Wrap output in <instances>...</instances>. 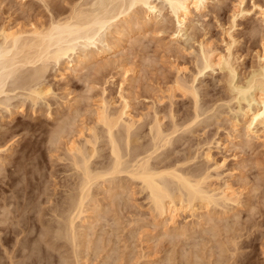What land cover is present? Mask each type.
Here are the masks:
<instances>
[{"label": "rangeland", "instance_id": "374dc122", "mask_svg": "<svg viewBox=\"0 0 264 264\" xmlns=\"http://www.w3.org/2000/svg\"><path fill=\"white\" fill-rule=\"evenodd\" d=\"M84 1L0 0V30L47 28L56 16H62L64 11L68 13ZM238 1L209 0L208 8L193 14L191 28L179 40L174 35L178 30L176 20L165 8L161 25L129 34L128 41L118 43L109 53L98 54L104 47L102 44L93 49H79L78 53L98 54L85 69L72 68L67 60L60 65L50 63L40 80V85L49 90L48 97L39 99L37 104L28 98L26 90L12 92L11 84L8 85L9 92L1 97H5L7 106H0V264H264V134L260 131L261 139L241 143L238 134L245 131L241 112L247 109L248 103L242 102L245 110L237 113L239 106L231 101L226 75L222 72L197 75L200 45L210 43L218 53L226 51V32L231 27ZM254 3L264 9V0H245L250 14L239 18L233 30L237 41L233 50L239 76L237 84L245 83L253 67L258 66L257 56L264 41V23L258 10L253 9ZM139 14L143 16L142 11ZM103 37L111 38L109 33ZM177 78L189 84L196 79L199 106L205 114L193 130L177 133L172 144L175 147L159 152L157 155H161L152 164L171 165L189 154L198 158L185 163L190 168L184 165L185 169L190 172L207 169L209 164L202 155L206 142H212L213 159L225 162L226 177H223L230 179L241 194V208L236 205L228 206L227 210L215 206L206 208L205 204L196 203L195 210L181 211L177 224L169 225L167 218L160 219L152 212L139 183L121 175L112 180L108 178L110 181L104 185L100 181L94 187L93 203L87 207L89 216L86 213L89 224L79 223V247L75 249L68 241L55 239L52 229L60 222L56 214L62 213L79 182L71 167L68 144L71 140L82 144L91 137L92 131H101L96 117L103 97L117 107L126 99L138 125L145 124L141 127L155 118L162 120L166 128L173 126L172 119L180 127L187 126L195 104L184 90L176 89ZM172 114L174 118L170 117ZM235 121L240 124L234 133ZM57 132L59 136L65 132L60 136L62 142L55 136ZM103 143L97 145L100 156L104 155L100 160L95 158L97 162L109 154L107 143ZM87 147L89 151L93 148ZM221 183L216 182L214 187ZM4 208H8L6 212ZM12 215H18V220L13 221ZM13 228L26 229L25 235L10 237L9 231ZM233 236L236 240H232ZM34 246H39L38 251ZM32 248L35 253H31Z\"/></svg>", "mask_w": 264, "mask_h": 264}, {"label": "bare ground", "instance_id": "6f19581e", "mask_svg": "<svg viewBox=\"0 0 264 264\" xmlns=\"http://www.w3.org/2000/svg\"><path fill=\"white\" fill-rule=\"evenodd\" d=\"M208 2L209 0H85L82 4L74 5L68 13L64 11L65 14H61L62 16H56L58 18L55 20L53 19L52 23H50L47 28H44L43 26V28L33 27L28 31L20 28L14 30L9 27H4L0 30V106H7V101L4 99L5 97H3V99H1V97L9 92H7V90H9L7 88L9 87V84H11L10 90L12 92L16 89L26 90L28 92V98L35 103L38 102L39 99L48 97L47 93H49V90L47 89L48 91H46L45 86H43L44 84L40 85V80L44 77L50 63L60 65L62 61L67 60L69 65L72 64V68L79 67L80 69H85L90 63H92L98 54L104 55L105 53H109L116 47V45H118V43L121 44L128 41L129 34H139V32L150 26L156 27L157 25H161V23L164 22L163 11L165 8H167L169 16L176 20L178 30L174 35L179 40L185 36L183 33H186L187 29L191 28L190 18L193 14L201 13L208 8ZM253 9L258 10V14L261 15L262 22L264 23V9L259 7V5L256 6L255 3ZM141 11L143 16H140L141 14H139ZM250 11L251 10L247 9L245 6V0H239L237 9L233 12L231 17V27L226 32L228 36L226 51L224 53H218L217 49L215 50V48L211 47L210 43L209 45L207 43L208 46L203 44L200 45V53L198 54L197 60V75L200 76L209 72L214 73L217 70L226 75L224 78H226L227 88H229L232 96L231 101H236L239 106L237 113L245 110L244 108L242 110V102L248 103L249 106L247 109L244 112H241L243 113L242 117L245 124V131L242 135L240 132L239 134L237 133L241 143H248L253 138L261 139V135L259 136L258 134L260 131L264 134V41L261 46L262 50L257 56L258 66L256 68L253 67V70L245 83L243 81H240V84L243 83L242 85H240L239 82L238 84L236 83V79H238L239 76L233 53L234 47L237 43L233 35V30L237 26V20L248 16ZM107 33L111 36L110 39H105L103 37ZM98 44L104 45L103 49H101L98 54L93 51L90 53H78L81 48L93 49L96 48ZM193 80L194 82L196 81L195 78ZM194 82L189 84L186 81L182 79L178 80L177 78L176 89H178V91L184 90L185 94H188L189 97L194 100L195 104L193 114L189 115L191 116V118L189 117L190 121L188 120V123L185 122L187 126L181 127L177 125L178 123L175 124L173 122L175 120L172 119L173 126L166 128V126L161 123L162 120L160 121L159 118H155L154 121L149 122V124L147 123L148 125L146 124V126L141 127L145 124H142L141 126L138 125L139 121L130 113V106L126 99H123L124 102L122 105H118L119 107H117L110 102L111 100L108 101L103 97L102 101L98 104L96 117L97 124L102 127L101 131H92L91 137L86 138V141L82 144L81 142L77 143V140H71L68 144V152L71 160L69 161L71 162V167L76 173L75 175L79 182L76 184L75 189L74 186L72 187V189H74L72 190L73 193H70L71 195L67 201L68 203L65 202L67 203L66 207L63 205L65 208L63 211H60L62 213H59L60 215H58V213L56 214L60 222L57 221L58 226L52 229V234L55 239H60L59 241L62 239L68 241L69 244L71 243L73 245L72 248L76 249L79 247L77 244L78 230L80 229L79 225L86 226L89 224V221L86 219V213H88L87 216H89L90 211L87 207H89V203L93 201L94 187L100 185V181L103 182L104 185L108 180L110 181L108 178H111L112 180L121 175L127 176L126 178L129 177L131 181H134L135 183H139V186H141L142 189L141 191L147 194V200H149L152 212L156 213L160 219L166 220L167 218V223H169V225L171 224L175 226L177 224L178 213L181 211L195 210L196 203H203L207 206L206 208L209 206H215L224 209L226 208L227 210L230 205H236L237 208L238 206L241 208V194L234 189L230 179L224 178L226 177L224 175L225 172L223 171L225 162L218 163L213 159L211 152L212 142H206L207 148L203 151L202 155L204 161L209 164L207 169L200 170L202 169L200 168L198 169L199 171L196 170L197 172H190L185 169L184 165L186 166L188 164L187 162H191L198 158L197 155L194 158L193 156H189L188 153L187 157L184 156V159L171 165H169L170 163H167V166L158 167L159 165L154 166L152 164V161L156 160L159 158V155H161H157L159 152L164 149L166 150L169 146L172 147V149L175 147H173L172 144L177 133L181 132V130H183L184 133L193 130L192 128L196 125L198 126L201 122V116H204L205 110L201 109L199 106L200 101ZM200 109L204 112H201ZM207 113L208 111L206 114ZM172 116L170 115L171 118H174V116ZM238 122L232 125L234 133L238 132V124H240ZM182 128L187 129L184 130ZM59 133L60 132H57V134H55L58 138L62 134H65V132H61V135L59 136ZM66 138L67 137H65V139ZM103 142L107 143L109 154L106 155L108 157L105 156V161L102 159L103 161L97 162L96 160H98V157L100 160V157L104 156H100L101 152L98 148L99 146L97 147L100 143L105 144ZM88 145H92L93 148L91 151H89V147H87ZM217 145L219 146L220 144L217 143ZM196 154L199 156V153ZM214 182L222 183L219 186L214 187ZM258 189H256V192ZM25 194L26 193L24 192V195ZM15 201L18 202L17 199H15ZM4 209L6 212V209L8 208ZM8 212H11L10 209ZM24 214L19 215L22 216ZM17 216L12 215V220L14 221ZM26 219H23V222H26L24 221ZM21 224L24 226V223ZM31 227L32 226H30V228ZM22 229L26 230L24 228ZM20 230L18 228L10 229V237L18 235L17 238H19V235L24 232L23 230ZM30 233L32 232L30 231ZM41 237L43 236H40V238ZM235 238L233 236L232 240ZM226 241L228 240L226 239ZM233 242L235 243L236 241H231V243ZM34 245L37 246L36 243ZM236 245L238 244L235 243V246ZM31 246L33 247V245ZM36 248L38 249L39 246L35 247V250L38 251ZM33 250V248L30 250L31 253H35V250ZM236 250L237 249H235L234 253H236ZM80 255L81 254H79V256ZM40 261L41 260H39V262Z\"/></svg>", "mask_w": 264, "mask_h": 264}]
</instances>
